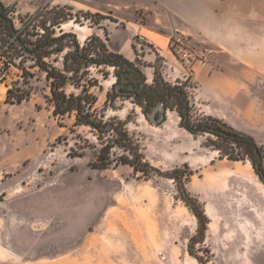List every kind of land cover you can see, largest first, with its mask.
<instances>
[{
  "label": "rangeland",
  "instance_id": "374dc122",
  "mask_svg": "<svg viewBox=\"0 0 264 264\" xmlns=\"http://www.w3.org/2000/svg\"><path fill=\"white\" fill-rule=\"evenodd\" d=\"M62 1L4 0L18 25L20 17L49 10L72 14L65 29L72 23L105 27L125 16L74 10ZM129 37L121 26L116 40ZM126 48L133 50L129 43ZM90 75L95 109L125 121L144 158L161 172L147 177L117 163L118 147L108 168H94L106 139L76 125L74 113L54 115L44 73L22 103L5 102L7 86L0 82V264H264V222L257 217L264 215V181L251 160L221 157L208 134L195 136L180 125L176 111L164 120L162 111L148 117L131 99L107 101L113 68L92 67ZM16 79L14 71L8 81ZM182 81L194 85L191 78ZM176 167L210 219L205 241L192 247L204 263L189 252L198 220L181 199V183L162 174Z\"/></svg>",
  "mask_w": 264,
  "mask_h": 264
},
{
  "label": "trees",
  "instance_id": "16d2710c",
  "mask_svg": "<svg viewBox=\"0 0 264 264\" xmlns=\"http://www.w3.org/2000/svg\"><path fill=\"white\" fill-rule=\"evenodd\" d=\"M13 12L12 7L0 0V82L7 86L5 102L15 104L29 100L33 93L32 80L38 78V73H44L49 82L54 115L63 117L74 113L76 125L89 126L106 139L97 161L92 163L94 168H108L113 162L112 149L118 147L123 152L117 163L130 165L147 177L152 172H161L144 158L125 121L116 117L106 119L95 109L98 98L90 87L96 84V79L91 77L90 70L92 67H111L116 79L107 93V101L113 102L120 97L131 99L148 117L155 112L158 118L162 111L164 120L168 110L176 111L183 128L195 136L208 134L209 145L219 150L221 157L234 161L249 158L264 181V145L219 118L198 113L188 81L171 83L164 78L159 67L155 68L154 78L149 81L144 64L138 58L132 60L111 50L106 41L95 33L81 44L76 33L61 29L65 21L73 18L64 10L20 17V25ZM52 12L55 15H49ZM90 17L94 19L93 15ZM14 71L17 79L10 83L8 79ZM69 84L81 89L80 92H68L66 87ZM162 174L181 183V199L198 220L189 252L204 263L193 253L192 247L205 241L210 219L200 200L186 188L180 168ZM191 175L192 171L186 180Z\"/></svg>",
  "mask_w": 264,
  "mask_h": 264
},
{
  "label": "crops",
  "instance_id": "0c3cea01",
  "mask_svg": "<svg viewBox=\"0 0 264 264\" xmlns=\"http://www.w3.org/2000/svg\"><path fill=\"white\" fill-rule=\"evenodd\" d=\"M62 4L74 10L125 11L105 27L86 23L78 28L72 23L69 29L64 24L62 28L76 33L81 44L95 33L111 50L132 60L141 57L149 81L156 67L170 82L186 78L189 68L183 66L173 39L188 38L203 57L190 75L191 99L198 111L264 145V0H63ZM121 26L130 33L123 42L116 40ZM258 215L264 222V215Z\"/></svg>",
  "mask_w": 264,
  "mask_h": 264
},
{
  "label": "built area",
  "instance_id": "2783aa9c",
  "mask_svg": "<svg viewBox=\"0 0 264 264\" xmlns=\"http://www.w3.org/2000/svg\"><path fill=\"white\" fill-rule=\"evenodd\" d=\"M140 40H143V38L140 37ZM173 46L175 47L183 66L189 68L187 74H191L192 67L198 61H202L203 57L190 45L189 39L184 36L174 37ZM189 78V75H186L185 79L189 80Z\"/></svg>",
  "mask_w": 264,
  "mask_h": 264
},
{
  "label": "water",
  "instance_id": "95a60500",
  "mask_svg": "<svg viewBox=\"0 0 264 264\" xmlns=\"http://www.w3.org/2000/svg\"><path fill=\"white\" fill-rule=\"evenodd\" d=\"M154 116H155V112H154ZM264 175V174H263Z\"/></svg>",
  "mask_w": 264,
  "mask_h": 264
}]
</instances>
